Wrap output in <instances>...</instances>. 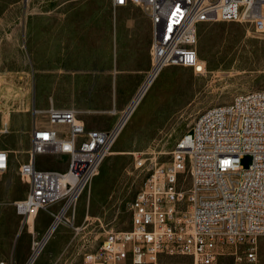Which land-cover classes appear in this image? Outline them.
Wrapping results in <instances>:
<instances>
[{
    "label": "built area",
    "instance_id": "built-area-1",
    "mask_svg": "<svg viewBox=\"0 0 264 264\" xmlns=\"http://www.w3.org/2000/svg\"><path fill=\"white\" fill-rule=\"evenodd\" d=\"M111 1L114 6H141L149 16L151 68L110 129H88L74 108L55 107L51 101L45 110L33 109L28 160L18 164L28 191L13 203L27 228L29 215L35 217L52 205L61 203L52 212L53 221L74 212L124 122L165 66L205 73L196 49L200 24L240 22L264 33V0H210V7H203V0ZM38 115L45 117L46 125L36 121ZM133 153L135 166L143 167L147 153ZM44 154L66 155V167H38L37 157ZM245 155L251 157L246 167L241 164ZM9 161L8 152L0 149V174ZM181 175L189 184L181 183ZM130 212L128 229L106 230L96 247L90 240L83 242L77 249L80 264H160L163 256H186L191 264H216L223 256L231 257L233 264H264L258 241L264 237V89L236 94L230 102L202 112L178 140L170 160L154 163ZM52 223L39 240H33L25 264H33L41 252L39 246ZM72 227L76 234L84 228ZM0 264L9 263L0 259Z\"/></svg>",
    "mask_w": 264,
    "mask_h": 264
},
{
    "label": "rangeland",
    "instance_id": "rangeland-1",
    "mask_svg": "<svg viewBox=\"0 0 264 264\" xmlns=\"http://www.w3.org/2000/svg\"><path fill=\"white\" fill-rule=\"evenodd\" d=\"M107 1L80 0L78 6L93 16L103 14L112 24L116 18L122 17L125 9L109 10ZM71 4L69 0H0V108L3 102L7 103V99L20 96L21 91L29 88V95L28 92L24 93L29 97V104L25 109L20 104L19 112L33 113L34 108L48 106L53 98L58 106L82 109L79 110L80 115L91 126L116 119L117 116H111L110 110L114 105L118 107L121 102H128L129 98L123 90L129 88L115 85L117 73L112 74L109 84L100 88L101 91L112 92L107 104L93 106V102H97L93 99L100 98L101 94L91 93V99L87 101L85 91L80 87H71L69 80L75 75V66L85 68L87 63L73 61L69 46H66V52L63 51L61 61H42L45 63L42 72L51 74L61 72V63L64 72L58 75L60 81L54 84L52 80L44 88L38 86L39 33L53 35L51 29H39V23L74 20L75 16L70 15L74 11ZM22 22L30 25L29 44H25L21 35ZM57 47L60 52L64 46ZM196 49L200 59L206 62L205 73L194 74L190 68L178 65L165 66L159 72L154 81L156 84L150 85V93L140 101L123 135L118 134L110 149L117 151L116 154L107 155L103 160L99 166L100 174L93 176L78 198L74 212L67 211L54 237L44 242L33 264H80L77 249L83 242L90 240L96 247L106 230L128 229L130 204L136 192L149 177L154 163L161 165L170 160L176 143L196 118L212 106L230 102L236 94L264 89V33L254 32L252 27L240 22H205L198 26ZM96 53L103 58L110 57L113 68H116L117 45L112 31ZM138 57L140 61L146 62L145 54L139 52ZM54 63L57 64L56 68L49 67V64ZM95 71L101 72L102 69ZM50 77L55 79L54 75ZM113 95H122V99L114 100ZM34 96L36 104H31ZM85 107L88 112L84 110ZM3 109L0 110V116H4L5 124L6 108ZM106 113L109 114L108 119L106 115L103 116ZM37 117L40 122L46 120L43 115ZM7 130L10 127L0 126V146L8 142ZM137 151L147 153L146 163L141 168L135 166L133 152ZM67 160L66 155L44 154L37 157V166L64 169ZM250 160L251 157L245 155L241 164L246 167ZM182 179L181 183L189 184L187 176L181 175ZM8 184L10 186L7 189H0V259L9 264H25L33 240H39L44 235L53 221L52 212L61 203L41 209L39 217L30 222L27 228L23 226L13 202H9L19 193L25 194L27 186L18 176L10 182L9 179L5 181L2 187L6 188ZM86 215L88 219L84 220ZM72 224L82 225V232L76 234ZM258 241L260 260L263 262L264 237H259ZM160 264H191V260L186 256H163ZM216 264H233V260L223 256Z\"/></svg>",
    "mask_w": 264,
    "mask_h": 264
},
{
    "label": "crops",
    "instance_id": "crops-1",
    "mask_svg": "<svg viewBox=\"0 0 264 264\" xmlns=\"http://www.w3.org/2000/svg\"><path fill=\"white\" fill-rule=\"evenodd\" d=\"M69 1L72 3V9H74L70 14L71 16H75L74 20L71 19L68 22L50 20L39 23V29H51L53 30V35L51 36L50 33L47 34L44 32L39 33L37 56L39 72L37 74V84L44 88L52 80L54 84L60 81L58 75L64 72L61 63L59 65L61 72H54L51 74L42 72L41 68L45 66V63L42 61H61V55L63 51L66 52V46H69V52L72 55L73 61L87 63L85 68H82L79 64V66H75V75L70 78L69 84L71 87H80L82 91H85L87 101H90L91 93L101 94V97H98L99 99H93L97 100L96 103H91L93 106H100L103 103H108L109 94H112V92L109 90L101 91L100 88L105 84H109L112 74L117 73L115 85L116 87L122 85L129 88L123 90V92L127 94V99L129 98V100L127 103L121 102L118 107L114 105L110 110V114L111 116H117V118L109 120L106 124L95 123L89 126L87 121L79 113V110L82 111V109H78L75 106H58L55 104L53 98L50 99L55 107L74 108L77 111L78 118L84 122L86 128L110 129L117 123L120 116L127 109L131 99L145 80L151 68L150 48L153 38L152 22L144 9L138 5L125 4L114 6L112 1L108 0L107 8L109 10H114L116 8L125 9L122 13V17L116 18L111 24L109 18H106L103 14L100 16H93L90 12L79 7L78 2L80 0ZM21 30V35L25 44H29V23L22 22ZM111 31L117 45L116 68H113L110 57L106 56L103 58L96 53L104 44L105 38L111 34ZM61 45L64 47L59 52L57 46ZM139 52L147 56L146 62L140 61L138 57ZM49 67L56 68L57 64H49ZM95 69H102V71L97 72ZM71 71L73 72L74 70ZM78 71L79 74H76ZM50 75H54L55 79H52ZM33 88H35V78L33 81ZM25 92L29 93V88L21 91L20 96L15 95L12 96L11 99L6 100L9 106V115L6 124H4V116H0V126L10 127V130H7L9 131L7 134L8 142H6V145L0 146V149H4L8 152L10 160L8 169L3 174H0V189L3 190L10 186V184H8L6 188H3L2 186L5 181L9 179L10 182L14 177H19L17 162L19 164L20 162L27 161L28 152L31 148V132L34 126V116L31 112H19L20 104L24 109L25 106L29 104V97L24 95ZM121 97L122 95H113L114 100H121ZM33 99L31 104L35 103V96ZM48 106H39V108L36 109L45 110ZM1 109L3 108H0V110ZM108 109L109 108H107L106 111ZM84 110L86 111V107ZM105 115L108 119L109 114H103V116ZM131 118L132 116L128 118V122ZM36 121L39 122L38 117H36ZM43 123L45 125L47 124L46 121H43ZM21 181L27 186L25 194L19 193L9 202L14 203L15 200H20L25 197L28 191V184L23 180ZM0 200H2L1 197Z\"/></svg>",
    "mask_w": 264,
    "mask_h": 264
},
{
    "label": "bare ground",
    "instance_id": "bare-ground-1",
    "mask_svg": "<svg viewBox=\"0 0 264 264\" xmlns=\"http://www.w3.org/2000/svg\"><path fill=\"white\" fill-rule=\"evenodd\" d=\"M203 7H210V0H203ZM247 36H249V32L247 33ZM203 62H204V65H206V62H205V61H203ZM205 67H206V66H205ZM158 74H159V73H158ZM158 74L155 76V78L153 79V81L151 82V84H152V83L156 84L154 81H155V79L158 77ZM151 84H150V85H151ZM150 85L148 86V88H147L146 92L144 93V95L142 96V98L139 100L138 104L140 103V101H141L142 99H144V98L148 95V93H150ZM28 95H29V93H28ZM4 103H6V102H3V105H5ZM0 104H1V103H0ZM138 104L134 107V109L131 111L130 114H129L130 111H128V112L126 113L125 117H127L128 114H129V116H128V118H129V117L132 115V113L134 112V110L137 109ZM3 105H2V108L4 107ZM6 105H7V103H6ZM6 105H5L6 111H5L4 113H5V117L8 118V115H9L8 107H9V106H8V105L6 106ZM5 108H4V109H5ZM128 118L126 119V121L124 122V124H123V126H122V128H121V130H120V132H119V136H122V135H123V130L127 128ZM6 122H7V121H6ZM6 122H5V124H6ZM116 152H117V151H109L108 156H113L114 154H116ZM99 174H100V172H99V169H98L97 172H96V174H95V176H96V175L98 176ZM91 185H92V184H91ZM39 211H40V210H39ZM39 211L36 213L35 217L33 216V214L29 215L28 218H27V222H28V223H30V222H34L35 219L38 217ZM65 218H66V217H65ZM61 219H62V216H61V215H58V216H57V219L53 222L52 226L50 227L48 233L45 235L46 237H44L43 241L41 242V244H40V246H39L40 248L43 246V244H44V242H46V240H49V238H50L51 236L55 235V233H56V228H57L58 224L60 223ZM53 237H54V236H53Z\"/></svg>",
    "mask_w": 264,
    "mask_h": 264
}]
</instances>
